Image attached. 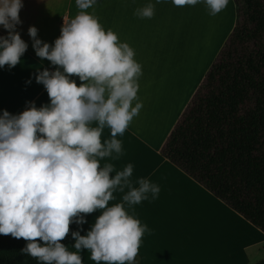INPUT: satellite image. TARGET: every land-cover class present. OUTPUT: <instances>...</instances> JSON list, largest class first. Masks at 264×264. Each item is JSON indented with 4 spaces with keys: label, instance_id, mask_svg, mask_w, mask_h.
Segmentation results:
<instances>
[{
    "label": "clouds",
    "instance_id": "obj_1",
    "mask_svg": "<svg viewBox=\"0 0 264 264\" xmlns=\"http://www.w3.org/2000/svg\"><path fill=\"white\" fill-rule=\"evenodd\" d=\"M171 2L177 7L202 3L212 16L228 4V0ZM96 3L75 0L79 11L74 18H63L53 44L38 38L35 26L28 28L36 55L56 66L35 76L50 102L40 107L27 102L19 114L7 110L0 114V234L27 241L20 251L38 264H83V250L96 264H138L142 237L151 229L125 205L155 200L160 192L159 185L144 177L133 186L131 163L117 170L110 162L123 155L117 137L143 107L138 97L142 65L127 42L87 11ZM23 6V0H0V26L7 30L0 36V68L21 63L28 48L16 30ZM134 14L150 19L155 4L148 0ZM72 76L82 83L78 86ZM105 128L110 135L102 140ZM105 158L109 160L101 165ZM115 191L124 193L122 202L108 206L116 199ZM94 211L100 214L85 235L82 227L71 231L75 251H70L61 243L69 225L82 226L85 214Z\"/></svg>",
    "mask_w": 264,
    "mask_h": 264
},
{
    "label": "crops",
    "instance_id": "obj_2",
    "mask_svg": "<svg viewBox=\"0 0 264 264\" xmlns=\"http://www.w3.org/2000/svg\"><path fill=\"white\" fill-rule=\"evenodd\" d=\"M147 2L97 0L87 9L105 29H112L135 50V59L142 65L138 97L143 107L123 136L117 137L122 141L123 155L110 161L117 170L128 163L133 165V186L138 187L137 178L144 177L160 187L155 200L149 198L130 208L125 205L151 229L142 237L139 260L141 264H254L264 258V232L162 154V147L236 25L235 0H228L229 20L213 39L219 37V41L212 50L202 51L205 57L199 63L198 59L176 54L191 48L184 43V15L176 12L171 0L158 4L152 0L154 16L137 17L135 9ZM23 4L19 12L22 23L16 30L28 48L21 63L11 69L7 65L0 68V114L3 110L19 114L29 106L27 102L34 101L37 107L50 102L35 76L44 68L54 70L56 66L36 55L28 28L35 26L38 38L53 44L64 19L74 18L79 11L75 0H23ZM0 33L6 36L7 30L0 26ZM72 78L78 86L82 83L77 76ZM29 79L31 83H26ZM109 135L105 128L102 140ZM108 160H102L101 165ZM113 195L116 199L108 206L122 202L124 193L115 191ZM99 214H85L82 226L70 224V232L61 243L75 251L71 231L82 227L81 235H85ZM81 255L83 264H96L87 250Z\"/></svg>",
    "mask_w": 264,
    "mask_h": 264
},
{
    "label": "trees",
    "instance_id": "obj_3",
    "mask_svg": "<svg viewBox=\"0 0 264 264\" xmlns=\"http://www.w3.org/2000/svg\"><path fill=\"white\" fill-rule=\"evenodd\" d=\"M235 3L236 25L162 154L264 232V0ZM26 243L0 234V264H38Z\"/></svg>",
    "mask_w": 264,
    "mask_h": 264
},
{
    "label": "rangeland",
    "instance_id": "obj_4",
    "mask_svg": "<svg viewBox=\"0 0 264 264\" xmlns=\"http://www.w3.org/2000/svg\"><path fill=\"white\" fill-rule=\"evenodd\" d=\"M227 8L222 10L215 16L209 15L205 5L197 4L195 6L177 7L176 12L184 15L185 38L184 43L190 44V52H180L177 55H184L187 58L198 59V63L203 62L205 49H213L219 41H213L215 36L220 35L229 20L226 11ZM178 38H176L177 40ZM201 53L203 58H201ZM198 56V57H197ZM264 247V241L261 243Z\"/></svg>",
    "mask_w": 264,
    "mask_h": 264
}]
</instances>
